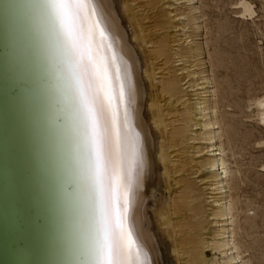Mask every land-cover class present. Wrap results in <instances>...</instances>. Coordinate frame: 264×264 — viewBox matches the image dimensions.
<instances>
[{
  "label": "bare ground",
  "instance_id": "6f19581e",
  "mask_svg": "<svg viewBox=\"0 0 264 264\" xmlns=\"http://www.w3.org/2000/svg\"><path fill=\"white\" fill-rule=\"evenodd\" d=\"M130 3L134 1L86 0L87 7L81 9L78 21L88 53L104 65L113 97L106 114L107 138L122 177L121 209L126 220L122 248L112 259L123 264H181L183 245L177 238L171 209L176 214L180 204H184L196 220L191 229L199 230L201 202L193 188L187 187L178 199L181 202L174 199L170 208L169 151L183 146L186 133L195 132L191 131L193 127L201 132L190 140L203 141L209 155L198 164V169H208L211 174L208 199L216 204L211 216L219 227L215 237L222 236L213 249L225 251L233 246L232 255L238 253L233 241L235 217L229 195L231 171L224 158L216 106H212L216 91L211 77L202 71L196 73L204 64L199 59L201 46L187 51L198 63L188 76L192 83L183 85L188 98L181 112L186 117L185 128H173L169 134L159 99L177 96L178 81H166L164 77L159 81L161 90L157 89L154 63L149 61L150 56L148 61L145 58L146 45L143 50L146 34L131 15ZM238 9L241 18H253V6L247 1L241 0ZM159 51L161 56H167L164 45ZM180 71L185 73L186 68ZM0 83V113L8 96L11 102L7 109H12L18 123L17 128H10L9 136L11 144L18 138L21 166L24 165L27 179L23 181L27 204L34 212L29 222L28 218L23 220L26 229L20 230V237L25 247L19 250L16 264H100V201L94 153L74 69L54 19L51 0H0ZM254 106L257 122L264 126V97L256 99ZM0 154L16 221L20 215L16 195L21 189L17 167L21 169L16 161H9L1 122ZM162 184L169 192L167 195ZM155 190L158 196L154 195ZM152 197L157 205L151 214L148 200ZM117 235L119 238V229ZM166 238L170 239L169 244ZM195 238L190 234L183 243L185 248L191 246L187 254L193 259L199 256ZM238 254H230L229 261L241 262Z\"/></svg>",
  "mask_w": 264,
  "mask_h": 264
},
{
  "label": "rangeland",
  "instance_id": "374dc122",
  "mask_svg": "<svg viewBox=\"0 0 264 264\" xmlns=\"http://www.w3.org/2000/svg\"><path fill=\"white\" fill-rule=\"evenodd\" d=\"M133 1L130 3L131 15L141 24L142 33L146 34L143 47L146 45L147 50L146 47L143 50L149 53L145 54L147 61L150 56L149 61L155 64L152 70L154 78L158 77L155 79L157 89H160L159 81L164 77L166 81L170 78L178 81L176 98L166 96L159 99L169 134L173 128H185L186 117L181 112L188 98L183 85L192 83V77L188 76L198 63L187 51L190 47L201 46L199 59L204 64L196 73L205 72L213 80L216 96L212 106H216L224 158L231 171L228 182L235 217L233 241L239 253L233 255V246L225 251L213 249L214 243L222 236L215 237L219 227L211 216L216 205L208 199L209 188H212L208 183L211 174L208 169H198V164L209 156L207 145L203 141L190 140L201 130L191 128L195 132L186 133L184 145L169 151L172 156L171 191L165 190L163 184L161 189L165 195H170V208L174 199L181 202L178 199L187 187L193 188L201 202L199 230L191 229L196 220L184 204H180L176 214L173 213L174 208L171 209L177 238L183 245L181 264H264V126L257 122L254 106L256 99L264 97V0H245L253 6V18L240 17L238 12L241 9L238 7L241 0ZM163 45L167 56H161L159 51ZM183 68H186L185 73L180 71ZM156 192L154 195L158 196ZM148 203L152 214L157 205L155 198H150ZM190 234L196 236L199 254L196 259L187 254L191 246L185 248L183 244L189 240ZM169 240L166 238L168 244ZM230 254L233 257L238 254L241 262L231 263Z\"/></svg>",
  "mask_w": 264,
  "mask_h": 264
},
{
  "label": "snow or ice",
  "instance_id": "6c2138e0",
  "mask_svg": "<svg viewBox=\"0 0 264 264\" xmlns=\"http://www.w3.org/2000/svg\"><path fill=\"white\" fill-rule=\"evenodd\" d=\"M51 6L74 69L88 139L94 153L95 181L100 201V264H123L112 259L113 254L122 248L126 216L121 209L122 177L117 171L107 138L106 114L112 107L113 97L106 70L102 61L89 54L83 44L82 24L78 21L81 20V9L87 7L86 0H51Z\"/></svg>",
  "mask_w": 264,
  "mask_h": 264
},
{
  "label": "water",
  "instance_id": "95a60500",
  "mask_svg": "<svg viewBox=\"0 0 264 264\" xmlns=\"http://www.w3.org/2000/svg\"><path fill=\"white\" fill-rule=\"evenodd\" d=\"M1 86V83H0ZM14 94V92H13ZM15 95V94H14ZM1 102L0 99V110H1ZM5 106L3 112L0 113V122L3 126V134L6 139V151L9 154V161H16L17 165H19L20 169L17 167V180L19 181V185L21 189L18 188L17 191V208H19L20 215L16 216V221L14 220L12 214V202L13 206H15L14 201L11 198V195L7 194L5 180L3 179V166H2V158L0 154V264H16L18 263V255L19 250L25 247L24 241L21 239L20 234L25 227L23 220L28 218V222L33 215V211H30L27 204V194L24 188V182H27L26 172L24 169V165L21 166L22 159L21 153L19 151L18 138L15 140L13 144H11V137L9 136L10 128L14 129L18 127V123L14 119L12 109L8 108V104L11 102L9 97H5ZM16 165V164H15ZM22 171V172H21ZM22 176L24 178H22ZM30 201V200H29ZM32 202V199L30 203ZM27 210V212L25 211ZM23 216V217H22ZM38 222V221H37ZM19 225V226H18ZM26 228H24L25 230ZM37 254V250H36ZM37 256V255H36Z\"/></svg>",
  "mask_w": 264,
  "mask_h": 264
}]
</instances>
